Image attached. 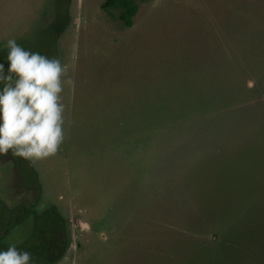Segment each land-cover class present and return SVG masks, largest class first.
Returning <instances> with one entry per match:
<instances>
[{
	"label": "rangeland",
	"instance_id": "374dc122",
	"mask_svg": "<svg viewBox=\"0 0 264 264\" xmlns=\"http://www.w3.org/2000/svg\"><path fill=\"white\" fill-rule=\"evenodd\" d=\"M108 1L0 0V47L42 43L52 6L73 8L64 140L37 160L69 213L59 264H264V0H133L125 20ZM196 184L223 191L175 219Z\"/></svg>",
	"mask_w": 264,
	"mask_h": 264
},
{
	"label": "flooded vegetation",
	"instance_id": "af4514ba",
	"mask_svg": "<svg viewBox=\"0 0 264 264\" xmlns=\"http://www.w3.org/2000/svg\"><path fill=\"white\" fill-rule=\"evenodd\" d=\"M59 6L61 8L62 5L54 4L48 13L50 16L46 17L47 28L40 37L43 42L34 43L28 37L29 40L26 38L21 45L24 48L27 45L30 51L50 58L57 57L63 65L67 38L72 41L73 8L64 5L60 9ZM50 30L54 34L51 50L42 51ZM6 54V44H3L0 47V62L5 63V68ZM70 145L68 139L66 147ZM46 175L48 173L38 161L32 163L22 157H14L11 150L0 156V250L15 245L31 253L32 264H59L68 252L69 213L64 212L63 197L54 195ZM43 250L47 252L42 254Z\"/></svg>",
	"mask_w": 264,
	"mask_h": 264
},
{
	"label": "clouds",
	"instance_id": "9594fccd",
	"mask_svg": "<svg viewBox=\"0 0 264 264\" xmlns=\"http://www.w3.org/2000/svg\"><path fill=\"white\" fill-rule=\"evenodd\" d=\"M6 48L7 68L0 62V156L11 150L35 163L55 155L64 140L60 94L73 81L63 79L66 70L57 57L26 50L15 38ZM0 264H32V255L12 245L0 250Z\"/></svg>",
	"mask_w": 264,
	"mask_h": 264
},
{
	"label": "trees",
	"instance_id": "16d2710c",
	"mask_svg": "<svg viewBox=\"0 0 264 264\" xmlns=\"http://www.w3.org/2000/svg\"><path fill=\"white\" fill-rule=\"evenodd\" d=\"M118 4H120L121 6L126 8V14H122V16H121L122 19L125 20L127 18V15L134 17L137 14L139 6H137V4L133 0H109L106 5L107 6H115ZM139 12H140V10H139ZM196 185L197 186H189L188 187V189L190 191H188V193L186 195L187 199L185 201L176 202L177 204L176 203L174 204L175 208H171L169 206L168 209H170V212H172L174 214L175 219L178 218V210L182 211V208L184 205L187 206L188 204H195L197 198L200 197L199 194H201L200 198H203V196H207L210 198L214 197V196L220 197V192L223 191L220 186H217V184H215V187H213L214 184H196ZM203 187L208 190V192L205 194H203ZM195 193L197 194V198H196ZM191 200H194V201L190 202ZM177 205H178V207H177ZM169 216H170V214H169ZM167 220H168V218H167ZM160 222L159 223L157 222L156 230L159 229L163 232H168L169 228L167 225H169V224L167 223V221L165 222L166 224L162 223V219ZM169 227L172 228L170 225H169ZM212 229L216 230V226H214ZM153 230H154V233L151 236V238H152L151 240H154V242H152V243L150 242L149 247L151 249V252H156V250H158V248H156V244L161 243V240L156 239V235L158 234L159 230L156 231L155 228ZM222 233H223V230L219 229L217 234L220 235ZM146 244H148V241L146 243H143V245L141 246V249L143 247H145ZM203 245H205V244H201V245H199V247H202ZM46 252H47L46 250H43L41 253L45 254ZM200 256H199V254H191V256H189V258L187 260L181 259V258H174V257H172V259L167 257V258H165V260L164 259L162 260V258L159 255L155 254L156 261L158 264H196L199 261ZM144 260L146 263L152 262V260H153L152 254L149 258L147 257Z\"/></svg>",
	"mask_w": 264,
	"mask_h": 264
}]
</instances>
